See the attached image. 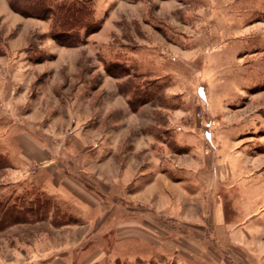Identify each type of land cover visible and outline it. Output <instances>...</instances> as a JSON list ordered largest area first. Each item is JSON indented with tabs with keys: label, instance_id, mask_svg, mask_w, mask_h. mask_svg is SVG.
Returning a JSON list of instances; mask_svg holds the SVG:
<instances>
[{
	"label": "rangeland",
	"instance_id": "rangeland-1",
	"mask_svg": "<svg viewBox=\"0 0 264 264\" xmlns=\"http://www.w3.org/2000/svg\"><path fill=\"white\" fill-rule=\"evenodd\" d=\"M10 1L0 200L21 218L0 264H264V0H50L85 8L67 29ZM44 157L92 207L45 190ZM174 233L192 262L155 248Z\"/></svg>",
	"mask_w": 264,
	"mask_h": 264
},
{
	"label": "crops",
	"instance_id": "crops-1",
	"mask_svg": "<svg viewBox=\"0 0 264 264\" xmlns=\"http://www.w3.org/2000/svg\"><path fill=\"white\" fill-rule=\"evenodd\" d=\"M42 152L43 151H41V153ZM24 159L25 160L21 161L22 164H25L26 161L31 162L30 159L28 160V158H26V157H24ZM32 159H37V157H32ZM40 162H41L40 164H42V165H41V167L38 170V172H39L38 174L41 175V176H42V174H47V176H48V173H49V175H50L49 178H47V181L45 183V190L46 191H48L49 193H53L55 195L58 194V193H61L62 197H64L65 199H67V200L71 199L75 203H77V204L79 203L78 206H81V207H84V208L87 207V206L92 207V205H90L91 203L88 202L87 199H86L85 189L80 185L79 182L74 181L67 174H65L62 171H60L59 167L55 166V164H54L55 162H53L52 158L44 157L43 159H41ZM224 166L226 167V169H225L226 173H230L231 172V170H230L231 168H230L229 162H224ZM51 167L54 168L52 171L50 169ZM221 170L223 171L222 168H221ZM221 170L218 171L219 174L223 173ZM55 177L56 178H61V179H62V177H67V180L65 179L61 183L60 182L61 179H60V180H58L59 182L58 181L56 182L54 180ZM219 181L222 182L221 179H219ZM89 197L92 199L91 195ZM91 201H94V200L92 199ZM243 205H246V204L243 203ZM211 216H212V228L213 229L221 228L222 230H224L225 219L223 217V208L220 206V204L216 205L213 208ZM80 223H83V222H80ZM142 223L144 224L143 219H142ZM143 224H142L141 227L138 226V231H142V232L148 233L149 230L147 231V227H145V225H143ZM126 225H127V227H125L126 231L129 230L130 228H131V230H132V228H134L133 226H130V225H133V223H127ZM161 231H162V229H161ZM215 233H216V238L219 239L221 236L218 235V232H215ZM159 234L157 236L158 237L157 239L162 238L164 241L163 242L159 241L157 244L154 245L155 248L158 249L157 251H160V252L165 253V254H171V255H173V254H177L179 256L180 255L181 256L184 255L182 253V251H181V249H182L181 243L178 241L179 240L178 234L174 233L172 237L170 236V240L169 241L164 239L165 237L159 236ZM126 239H130L131 240L133 238H132V236H130V234H128L126 236ZM136 239L140 240V241H143L144 237L137 236ZM131 241H133V240H131ZM129 242L130 241L126 240L125 247H123V244H120V246H119V244H113L115 246H112V249H111L112 251H111L110 255H112L115 259H120L122 256L131 253V251L133 253L132 246H129V244L131 242L130 243ZM204 242H207V241L205 240ZM84 253H86V252H84ZM183 257H184V259H186L187 256L185 255ZM187 258H189V257H187ZM194 259H195V257L192 255L188 260H190L192 262ZM184 261H186V260H184ZM206 262L210 263L211 261L207 259Z\"/></svg>",
	"mask_w": 264,
	"mask_h": 264
},
{
	"label": "trees",
	"instance_id": "trees-1",
	"mask_svg": "<svg viewBox=\"0 0 264 264\" xmlns=\"http://www.w3.org/2000/svg\"><path fill=\"white\" fill-rule=\"evenodd\" d=\"M50 0H11L9 6L12 10L36 17L39 19H49L50 17L56 18L55 23L58 27L67 29L69 26L68 21L76 22V18L79 15L85 13V8L80 3L68 4L63 2L62 4L52 5L49 3ZM64 12L62 18L56 17V12ZM20 213L15 207L9 209L6 208L5 204L0 200V230L10 223H17L20 221ZM9 220V222H7Z\"/></svg>",
	"mask_w": 264,
	"mask_h": 264
},
{
	"label": "bare ground",
	"instance_id": "bare-ground-1",
	"mask_svg": "<svg viewBox=\"0 0 264 264\" xmlns=\"http://www.w3.org/2000/svg\"><path fill=\"white\" fill-rule=\"evenodd\" d=\"M219 218V217H218Z\"/></svg>",
	"mask_w": 264,
	"mask_h": 264
}]
</instances>
